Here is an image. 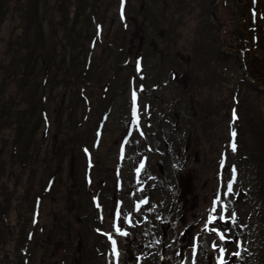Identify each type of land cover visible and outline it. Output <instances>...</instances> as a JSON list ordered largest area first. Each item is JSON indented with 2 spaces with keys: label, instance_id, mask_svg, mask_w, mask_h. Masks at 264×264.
Wrapping results in <instances>:
<instances>
[{
  "label": "rangeland",
  "instance_id": "rangeland-1",
  "mask_svg": "<svg viewBox=\"0 0 264 264\" xmlns=\"http://www.w3.org/2000/svg\"><path fill=\"white\" fill-rule=\"evenodd\" d=\"M119 2L7 0L11 10L0 28V44L6 47L12 39L18 46L29 38L31 46L38 43L41 47L39 55L49 52L54 60L48 82L38 86L32 83L28 91L34 92L38 105L43 96L49 115L43 121L36 109L30 117V127L37 125L31 149L40 160H27L30 164L26 174L33 179V186L32 195L24 196L31 202L46 177L51 173L55 176L42 206L46 240L42 231L38 240L45 241L48 248L38 247L30 264H63V259H67L66 264H217L221 246L226 249L227 264H264V89L242 79L248 66L237 54L241 41L248 42L250 53L255 54L250 42L253 29L245 10L248 0H127L126 22L118 16ZM263 2L260 0L259 5L264 6ZM17 3L24 4L21 7ZM99 3L102 5L98 10ZM78 4H93L94 8L82 12ZM33 6L38 10L39 21L28 25L32 19L29 14L24 15ZM96 20L102 21L98 36H94ZM42 30L45 46L40 43ZM91 36L95 41L90 42ZM92 43L94 47L89 48ZM119 50L124 52L118 53ZM89 51L93 60L89 76L96 71L94 78L88 77L92 78V90L91 86L88 89L94 98L91 105L76 90L80 77L85 76ZM221 51H226L225 55ZM137 54L144 57L139 73L132 67ZM38 56L39 81L45 72L43 57ZM226 66L233 71L232 78ZM119 70L118 79L109 90L113 100H108L109 94L104 98L99 87L103 81L109 83L112 73ZM174 70L176 75L171 72ZM132 88L139 92L140 114L148 134L142 137L134 132L126 142L125 160L121 161L117 149L130 118ZM237 88L239 102L235 104L241 113H236L235 120L231 115L233 127L240 124L235 138L237 147L236 151H225L222 174H229L233 159L240 169L233 191L217 197L214 190L219 154L228 139L231 93ZM105 109L109 111L102 112ZM101 112L107 115H100ZM83 115L90 118L85 117L87 121L80 123ZM174 122L180 125L178 132L188 131L187 124L189 131L198 124L204 132L192 133L191 138L185 132L177 134ZM95 126L102 129L96 146L92 142ZM11 129L4 123L0 135H10ZM69 129L79 133L78 143L70 142ZM57 136H63L60 144L68 149L64 156L54 155L60 148ZM86 146L92 150V166L85 163ZM20 156L13 159L19 160ZM143 158L146 165L139 168L137 163ZM2 171L0 207H5L9 199L22 200L25 210L29 202L20 192L15 198L14 175ZM85 172H92L93 178L86 181ZM24 178L28 179L27 175ZM117 182L122 183L121 187H117ZM21 183L18 186L22 191L25 183ZM92 193L100 197L96 210L90 208L87 200ZM117 198H122V203L119 216L114 217ZM213 198L218 201L216 212L211 211ZM145 200L147 203H141ZM16 215L11 204L9 220L16 219ZM212 215L217 220L209 224L207 231L204 222ZM221 215L225 217L223 221L219 219ZM63 217L62 224L72 225L67 256L63 254L66 247L62 255L59 249ZM79 225L84 227L82 233ZM117 226L128 234H119ZM217 226L223 231L228 229L225 241L218 240L217 232L211 231ZM26 228L28 224L25 226L23 219L15 226L0 216V264H20L18 246ZM108 232L118 238L121 259L115 260L110 254ZM199 232L195 244L193 239ZM236 252L239 255H232ZM88 256L90 262L84 263Z\"/></svg>",
  "mask_w": 264,
  "mask_h": 264
},
{
  "label": "trees",
  "instance_id": "trees-1",
  "mask_svg": "<svg viewBox=\"0 0 264 264\" xmlns=\"http://www.w3.org/2000/svg\"><path fill=\"white\" fill-rule=\"evenodd\" d=\"M260 0H248V3L245 4L247 11V16L249 17L250 27L253 29L252 32V38L251 43L253 45V49L255 50V54L250 53L251 46H247L248 42L240 43V45L237 48V54L238 58L241 61V58L243 57V63L247 67V71L243 75L240 76V79L242 77L243 80L247 81L249 84L252 85V83L256 84V86L261 87L264 89V6L259 5ZM264 3V2H263ZM19 4V3H17ZM24 3L19 4L21 7ZM79 5V4H78ZM102 3H99L98 10L100 9ZM80 10L83 12L85 10H91L93 4H80ZM244 7V6H243ZM252 7L255 8V12L252 11ZM9 10H11V3H7V0H0V28L2 27L3 23L6 20L7 15L9 14ZM97 10V12H98ZM242 10V8H241ZM29 14L31 17V21H27L28 25H31L32 22L38 23L39 21V14L38 10L35 6L31 8L30 13L26 12L24 17H26ZM243 14V13H242ZM241 16V15H240ZM41 27V26H40ZM125 32V30H124ZM40 37V43L42 45H46L45 41V35L43 33V30L39 34ZM74 39V37H73ZM1 41V39H0ZM24 44H20L18 46L16 45V41H13L12 39L9 40V44L4 47V45L0 44V129L3 127V124L11 126V133L8 136L0 135V170L3 171H10L11 175H14L13 184L15 186L14 195L15 198L18 196L16 195V192H20L22 194V198H25L29 202V206L26 207L24 210V206L22 205V200L13 202V200L9 199L7 205L5 207H0V216L3 219V221H8L10 225H17L20 222V219H23L25 226L28 224V228H26L24 232V237L21 242V245L18 246V254L20 257V264H30L31 258L33 255L36 254L37 248H48L47 243L44 241L43 243L41 241V231H42V238L46 240V223L42 219V206L43 201L48 197V194L51 192L52 187L54 185V175L51 173L46 177V180L44 184L42 185L40 192L36 193L34 195V198L31 200V202L27 199L25 195L31 196V190L33 186V179H31V176L26 174V171L28 170V165L30 162H27L29 158H33L36 161L40 160L39 155L36 153H33L34 151L31 149V147L35 143L34 139V132L37 128V125L33 124L30 127V117L34 115L36 109L39 112V116L41 119H45V117H48L49 113L46 108V104L44 103L43 96H40V105H38L37 101L34 100L35 94L34 92L28 93L29 90H31L32 83H35L37 86L40 84L45 85L48 82L49 79V73H50V64L54 62V60L51 58L50 55L42 53H37L40 48L37 46H31V41L28 38V40H24ZM249 41V40H248ZM39 42V39H38ZM46 47H44L45 49ZM222 50H225L222 47ZM227 51V50H226ZM226 51H221L223 55H225ZM124 50H120L118 53H122ZM252 56H251V55ZM39 55V56H38ZM39 57H43L42 66H43V72L42 79L39 78V75L37 73V66H38V59ZM250 57V58H249ZM89 61H85L86 70L85 76H81L79 83L80 86L76 87L77 94L80 95V97L84 96V99L87 100L88 103L94 104V98H92L90 93L89 87L92 83V78H94L93 75L96 74V71H93V75L89 76L88 72L91 70L92 66V58H88ZM253 66V67H252ZM248 68L250 69L248 71ZM226 70L230 71L229 77L232 78L234 74H232L233 71H231L229 66L225 67ZM175 71V70H174ZM42 72V73H43ZM177 74V71H175ZM81 73V71H80ZM120 73L119 71H114L112 73V77L109 79L111 82L106 83L102 82L101 86L99 87V92L102 93V96L105 98L108 96V100H113L112 96L110 98V91L114 83H116L118 79V75ZM92 77V78H88ZM82 78V80H81ZM36 86V87H37ZM12 87V88H11ZM11 88V92H10ZM92 90V86H91ZM109 91V92H108ZM233 95V93H231ZM112 95V94H111ZM38 107V108H37ZM108 109L103 110L102 112H108ZM100 113V115H106L105 113ZM205 115V114H204ZM202 115V117H204ZM10 117H13L12 119ZM85 117L90 118V116L86 115ZM83 115V121L78 120L80 123H84L87 121V119ZM206 117V116H205ZM206 120H208V117H206ZM46 122L48 124L50 123V119H48ZM172 122V121H170ZM174 130L177 134L180 133H186L190 138L191 134H203L204 128L201 125L196 124L195 127H191V131H189V124H187L188 131L183 130V132H178L180 125H178V122H174ZM186 125V123H185ZM228 125V122H227ZM72 130H75V126L68 125ZM100 127L95 126L93 128V134L97 132V130ZM69 129V130H71ZM71 130L70 133V142L78 143L79 142V133L73 132ZM181 139L183 137H180ZM187 139V138H186ZM63 140V136H57V145L60 147L59 150L54 152V155H62L64 156L66 154L67 148H63L60 144ZM189 141V140H188ZM64 142H68L64 139ZM93 142V141H92ZM183 142V141H182ZM94 144V142H93ZM92 144V145H93ZM21 147H20V146ZM56 145V146H57ZM98 145L94 144V146ZM189 148V145L186 146ZM31 149V150H30ZM33 151V152H32ZM7 156H6V154ZM19 160H14V156L20 155ZM84 154V149H83ZM86 165V164H85ZM20 168L22 169H19ZM2 171V172H3ZM15 171V172H14ZM86 173V172H85ZM84 173V179L86 180ZM6 174V172L4 173ZM27 175L28 179H25L24 176ZM91 177L92 172L90 173ZM91 179V178H90ZM20 182V183H19ZM21 182L27 183V187L24 184V190H20L18 185H22ZM23 188V186H22ZM93 195V194H92ZM92 195L87 196V200L89 201V205L91 209L96 210V201L94 202ZM90 198V199H89ZM98 200V197H96ZM13 204V210L17 212L18 215H16V219H10L9 220V213H10V205ZM64 219V217L60 220V255H62L61 251L64 247H66V251L64 256L68 255V245L71 240L72 235V225L69 223L62 224L61 221ZM84 227L78 226V230L83 231ZM63 230V231H62ZM89 232H92L89 231ZM50 235L51 232H47ZM80 233V235H81ZM62 234L65 235L62 237ZM92 234V233H91ZM37 236V238H36ZM82 238H84L82 236ZM41 242V243H39ZM49 250V249H48ZM121 256V255H120ZM121 259V257H119ZM63 259V258H62ZM90 256L83 259L84 263L90 262ZM63 264L67 263V259H63ZM61 262V260H60Z\"/></svg>",
  "mask_w": 264,
  "mask_h": 264
},
{
  "label": "snow or ice",
  "instance_id": "snow-or-ice-1",
  "mask_svg": "<svg viewBox=\"0 0 264 264\" xmlns=\"http://www.w3.org/2000/svg\"><path fill=\"white\" fill-rule=\"evenodd\" d=\"M135 98H136V97H135V93H134V94H133V99L135 100ZM235 119H236V115H235V112H234V113H233V120H235ZM231 136H232V138H233V142H232V144H231V147H232V150H233V151H236V143H235L236 132H235V131H232ZM142 167H143V164H141V168H142ZM232 171H233V173H235V168H233ZM227 191H228L229 193H231V192L233 191L232 183H229V184L227 185ZM217 202H218V201H214V205H215ZM141 203H147V201L145 200V201H142ZM137 209H139V205H137ZM211 211H212V212H216V207L213 206V208L211 209ZM116 215H117V217H118V216H119V212H117ZM219 219H220L221 221H223V220L225 219V217H224L223 215H221V216L219 217ZM231 219H232L233 222L235 221V213H232V215H231ZM216 220H217V216H214V215L209 216V217H208V224H211V223H213V222L216 221ZM205 228H206V230H207V224L205 225ZM115 230H116L119 234L124 235V236H126V235L128 234L127 232H122L119 226H117ZM211 231H213V232H217V229H216V228H213V229H211ZM217 234L219 235V239H220L221 241H225V240L227 239L226 236H225L222 232H218ZM109 238L111 239V237H109ZM112 243H113V251L115 252V241L113 240ZM213 247L216 248L217 245L214 244ZM225 253H226V249H225L224 247H222V246L219 247V257H218V260H217V264H227V261L224 259ZM116 255H118V253H116ZM232 255H239V253H238V252H236V253H232Z\"/></svg>",
  "mask_w": 264,
  "mask_h": 264
}]
</instances>
